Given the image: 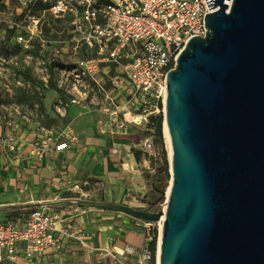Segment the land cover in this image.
I'll return each instance as SVG.
<instances>
[{"label":"water","instance_id":"1","mask_svg":"<svg viewBox=\"0 0 264 264\" xmlns=\"http://www.w3.org/2000/svg\"><path fill=\"white\" fill-rule=\"evenodd\" d=\"M206 1L217 8L206 36L188 41L166 80L165 208L77 204L164 218L159 264H264V0Z\"/></svg>","mask_w":264,"mask_h":264},{"label":"built area","instance_id":"2","mask_svg":"<svg viewBox=\"0 0 264 264\" xmlns=\"http://www.w3.org/2000/svg\"><path fill=\"white\" fill-rule=\"evenodd\" d=\"M18 2L8 29L15 43L24 50L33 51L36 45H41L47 54L46 45H55L53 40L43 37L46 17L67 22L74 36L73 43L65 41L63 48L52 47L54 53L44 63L53 74L66 76L59 86L63 87L64 99L70 100L67 103L60 98L59 111H66L70 105H82L94 88L105 93L110 90L98 106L109 116L111 133L116 136L127 134L133 128L144 131L152 115L161 110L164 113L168 74L176 67L177 58L188 41L195 36H206V15L217 9L210 10L206 0ZM69 49L78 59L68 69H59L57 59L68 64ZM112 70L116 74L109 77ZM119 75L125 83L121 100V92L114 83ZM105 76L113 84L110 89H105ZM112 91L117 94L113 96ZM96 98L94 93L91 101L95 102ZM42 132L30 143V155L35 163H41L55 152L66 151L79 141L71 130L53 127ZM0 146L10 153L19 150L15 135L0 136ZM89 185L84 183L86 188H72L75 197L68 199L72 204L44 205L23 220L0 221V264H41L48 254L61 252L68 241H77L90 249V233L78 218L92 208L77 204L79 200L100 201L98 191L88 189ZM163 221L164 218L158 222L137 221L145 233V242L136 264H150L149 242L156 230L160 235ZM127 252L134 253L131 248Z\"/></svg>","mask_w":264,"mask_h":264},{"label":"crops","instance_id":"3","mask_svg":"<svg viewBox=\"0 0 264 264\" xmlns=\"http://www.w3.org/2000/svg\"><path fill=\"white\" fill-rule=\"evenodd\" d=\"M102 100L103 98H96L95 102L91 103L99 105ZM69 107H81L91 111L87 102ZM97 107L94 108L100 114L97 120L93 114L73 120L71 131L79 137V141L66 151L55 152L44 158L41 163H35L30 155V143L42 135L41 131L16 134L19 150L15 153H10L0 146L1 172L5 174V170L12 167L7 183L0 184V188L4 190L0 193V209H3L0 210V221L23 220L30 211L44 205H67L70 201L66 198V193L73 187L82 188V185L89 183L91 179L100 183L89 185L87 188L97 190L98 198L100 190L104 189L105 201L118 203L123 201L122 199H129L128 197H132V200L144 197L149 188L145 176H152L155 171L150 167L145 155L140 161L136 159L133 149H137L141 144L132 148V145L115 139L118 136L111 133L109 116ZM95 121L99 124L97 129L93 127ZM103 121L108 123L107 126H104ZM76 122H79V126L74 129ZM87 124L91 127H87ZM131 131L132 129L127 134ZM0 134L3 137L12 135L4 131ZM6 159L11 165L7 166ZM120 197L122 198L119 199ZM27 205L37 206L27 210ZM14 206L22 208H10ZM17 210H20L21 214L17 215ZM97 212L105 214H100L101 219H97ZM78 222L90 233L88 243L91 248L86 249L77 241H68L61 252L48 254L41 264L137 263L145 242V233L137 226L136 219L123 213L92 208L80 216ZM128 248L134 253L129 255Z\"/></svg>","mask_w":264,"mask_h":264},{"label":"rangeland","instance_id":"4","mask_svg":"<svg viewBox=\"0 0 264 264\" xmlns=\"http://www.w3.org/2000/svg\"><path fill=\"white\" fill-rule=\"evenodd\" d=\"M19 5L18 0H0V132H9L12 135L16 134H30L31 132H42L46 128H56L60 130H71L72 122L75 118L93 114L97 120L100 114L94 109L98 108L97 104L91 103L93 94H97V98L100 100L106 93L104 91H98L94 88L90 93L89 98L86 99L87 104L90 106L91 111H87L81 107H66V111H59L58 106L60 98H63V87H60L59 82L66 76L56 72L53 74L44 64L48 57L53 55V48H63L65 41L73 40L74 36L71 34L70 26L65 21L54 20L46 17L44 23V35L45 39H51L55 42V45L47 44V54L43 52L41 45H36L33 51H26L21 46L15 43L13 40L12 32L8 29V26L12 20V14ZM39 11L41 7L37 8ZM4 30H7L4 33ZM3 41H5L3 43ZM69 49L67 58L68 64H65L66 60L57 59V65L59 69L71 67L76 60V55ZM65 56V55H64ZM74 61V62H73ZM116 72L111 71L109 77H114ZM105 76V89H110L113 86L109 77ZM118 85V91L121 92L120 100L123 99L125 93L122 91L125 83L124 79L119 75V78L114 82ZM56 86V88L54 87ZM112 93H114L112 91ZM65 94V93H64ZM117 94H112L113 96ZM95 96V95H94ZM62 99V100H63ZM65 102H69V98L66 97ZM164 115V114H163ZM98 117V118H97ZM106 121V120H105ZM103 121L104 126L108 123ZM79 122L73 125L74 129L78 128ZM91 125L87 124V127ZM98 122L95 121L93 127L97 129ZM99 128V127H98ZM8 130V131H6ZM110 131V130H109ZM149 131L153 135V130L146 128L144 130ZM0 136H2L0 134ZM165 144L166 150L167 142L166 137ZM153 136L148 137L143 144L139 145L137 149L143 150L145 153H153ZM147 143V145H146ZM150 145V146H148ZM11 160V158H9ZM8 163V159L5 160ZM11 165V162L7 166ZM12 167L5 170L3 174L0 170V184L7 183L9 179V173H11ZM4 190L0 188V193ZM145 195H152V190L147 189ZM120 197L119 199H121ZM122 199L125 201H118L119 204L128 205L137 209H143L146 204L140 199ZM66 199V198H65ZM131 201V202H130ZM167 197H164L162 207L165 205ZM100 214L105 212H97V219H101ZM105 221L107 219H104ZM136 221H138L136 219ZM159 238V237H158Z\"/></svg>","mask_w":264,"mask_h":264},{"label":"trees","instance_id":"5","mask_svg":"<svg viewBox=\"0 0 264 264\" xmlns=\"http://www.w3.org/2000/svg\"><path fill=\"white\" fill-rule=\"evenodd\" d=\"M54 87L56 88V86ZM163 114L164 113L161 110L160 113L154 114L150 117V122L147 128L150 130H153L154 132L153 135H151L149 131L144 132V131L133 128L130 134L118 135V137L115 138L121 141L122 143L132 145V148H135L134 146L136 144H143V142L148 137L153 136L154 138L153 153L151 155L148 153H145L143 150L133 149L136 159L140 161L142 156L145 155L146 158L150 162V167L155 171L154 175L150 176L149 174H147L145 176L146 181L149 185V188L152 190V195L151 196L145 195L142 198L143 202L146 204V207L140 210L148 211V212H158L162 208V203L164 199L162 194L163 192L167 191L170 180H171L169 154L166 150V144H165V138H164V132H163V122H164ZM99 183L100 181L95 180V179L89 180V184L91 186H94ZM82 186H83L82 188H86L84 185ZM105 194L106 193L104 189H101L98 200H102V198H104L105 200L106 199ZM74 197H75V194L73 192L70 191L66 193V198L71 199ZM36 206L37 205H27L26 208H28L27 210H30L31 208H35ZM10 208L20 209L22 208V206H19V207L14 206ZM0 210H3V209H0ZM16 214L17 215L21 214V211L17 210ZM158 237H159L158 232L156 230L154 233L153 239L149 242V249L151 250V253H152L150 264H157Z\"/></svg>","mask_w":264,"mask_h":264},{"label":"bare ground","instance_id":"6","mask_svg":"<svg viewBox=\"0 0 264 264\" xmlns=\"http://www.w3.org/2000/svg\"><path fill=\"white\" fill-rule=\"evenodd\" d=\"M228 3H229V5H231V0ZM163 127H164V134H165V137H166V142H167L169 158H171V143H170V137H169L165 122L163 124ZM171 185H172V183H170V185H169L167 195H169V193H170ZM160 235H161V233H160ZM160 235H159V239L158 240H160ZM157 257L159 258V248L157 250ZM157 264H159V263L157 262Z\"/></svg>","mask_w":264,"mask_h":264}]
</instances>
